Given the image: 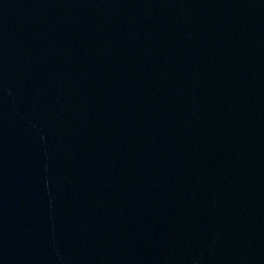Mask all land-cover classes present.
Wrapping results in <instances>:
<instances>
[{"label":"water","instance_id":"1","mask_svg":"<svg viewBox=\"0 0 264 264\" xmlns=\"http://www.w3.org/2000/svg\"><path fill=\"white\" fill-rule=\"evenodd\" d=\"M0 264H264V0H0Z\"/></svg>","mask_w":264,"mask_h":264}]
</instances>
